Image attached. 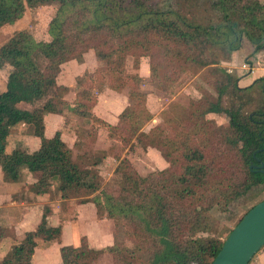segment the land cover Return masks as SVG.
Listing matches in <instances>:
<instances>
[{
  "label": "trees",
  "instance_id": "16d2710c",
  "mask_svg": "<svg viewBox=\"0 0 264 264\" xmlns=\"http://www.w3.org/2000/svg\"><path fill=\"white\" fill-rule=\"evenodd\" d=\"M46 4L57 6L48 25L49 41H36L22 30L0 46V69L11 68L5 91L0 92L4 181L18 183L26 170L36 180L29 188L33 194H46L57 182L60 198L88 196L81 202H91L98 219L113 221L112 245L94 250L83 237L78 247L60 248L61 264H96L102 254L109 255L112 264H211L241 220L221 241L203 236L214 228L213 215L229 213L250 198L252 189L264 190V173L251 168L264 164V80L246 88L231 77L209 81L208 89L198 84V99L177 113L164 112L165 127L143 131L152 114L146 108L142 78L126 73L125 67L129 60L138 70L140 59L148 58L150 81L163 90L182 73L198 74L218 64L217 52H237L244 40L253 46L250 57L262 63L264 4L261 0H0V29L20 20L26 8ZM89 51L102 66L95 74L84 72L76 79L79 90L69 104L64 100L69 89L56 83L60 67L71 61L82 64ZM93 79L100 89L106 83L117 93L126 89L128 99L115 125L94 119L124 147L135 140L143 148L157 150L168 164L143 177L127 159L117 156L115 172L120 180L114 194L100 188L98 175L73 157L59 132L44 136L47 114L68 111L83 119L91 117L96 99L88 82ZM21 103L31 110L19 108ZM209 115L223 122L218 124ZM20 123L31 127L40 145L32 153L20 148L6 153L10 131ZM60 236L61 228L48 227L44 214L37 228L25 233L0 264H31L37 240L48 245Z\"/></svg>",
  "mask_w": 264,
  "mask_h": 264
},
{
  "label": "rangeland",
  "instance_id": "374dc122",
  "mask_svg": "<svg viewBox=\"0 0 264 264\" xmlns=\"http://www.w3.org/2000/svg\"><path fill=\"white\" fill-rule=\"evenodd\" d=\"M264 4V0H261ZM57 6L55 4L41 5L33 9L26 8L23 17L13 25H6L0 29V46L6 43L14 33L18 31H27L36 41H49L48 25L53 19L56 13ZM223 54L224 58L227 57L230 60V52H217V56ZM84 66L77 68H70V72L63 69L60 70L56 83L59 86H65L69 89L68 94L64 97L69 104H73L75 101L77 88L76 79L81 77L84 72L95 74L96 70L102 66L94 55V52L90 51L84 56ZM225 60V59H224ZM221 61L220 64L223 63ZM249 58H246L248 63ZM75 62V61H72ZM75 64V63H72ZM219 64V65H220ZM43 63L41 62V66ZM80 66V65H79ZM81 68V69H80ZM83 72H82V71ZM11 68L4 66L0 69V92L6 88L7 76L10 73ZM63 71V72H62ZM125 72L128 74L138 73L142 78L141 89L146 94V108L152 114V119L148 122L143 131H148L156 125L165 127L162 121L163 114L168 113L171 110L180 111L182 108H186L190 100H196L200 97V93L197 91V85H201L208 89L207 83L213 71H205L203 69L198 74H192L185 72L178 77L176 81L168 85L163 90H158L153 87L150 81L149 59L141 58L138 70L132 68V62L128 60L125 67ZM93 81V82H92ZM88 82V85H92V95L96 99V104L89 112L91 117L83 119L78 115H73L70 112H64L62 114H47L44 117V136L51 138L56 132L60 133L61 140L65 145L72 150L73 157L79 160V163H85L87 167L93 170L97 175V180L100 188H104L111 194H114L118 190V182L120 180L119 174L115 172V169L119 163L116 160L117 156L120 159H127L137 173L140 176H147L150 173L161 171L168 167L166 161L161 157L160 153L151 148H143L140 143L133 140L131 147H124L117 137L110 135V131L105 124L96 121L94 118L105 122L109 125H115L118 120V115L128 105L127 90L117 93L109 89L108 84L103 88H99L95 79ZM228 103V99L226 101ZM41 103H38L40 106ZM239 106V104H238ZM24 110H31V106L27 104H20L18 106ZM207 118L214 119L218 124L223 122V119L209 115ZM8 138V150L12 148H20L28 153L34 150L38 138L32 136V129L30 126L20 123L13 127ZM26 136H31L33 139L29 140ZM34 142V143H33ZM32 153V152H31ZM98 162V163H95ZM94 165L92 166V164ZM57 182H54L49 190L55 189ZM51 192L54 196L57 192ZM249 199L240 201L231 207V213H215L213 215L215 224L210 234H204V237L216 238L221 241L224 240L228 231L232 229L235 224L241 219L244 213L254 204L261 201L264 198V190L261 188L252 189ZM51 196V195H50ZM86 196H80L82 199ZM88 197V196H87ZM47 210V207L44 209ZM87 218L89 217L90 210L85 211ZM71 214H69L70 218ZM73 217H71L72 220ZM112 234L114 233V223L112 220ZM73 225V223H70ZM40 246L42 243H39ZM112 262V260H111Z\"/></svg>",
  "mask_w": 264,
  "mask_h": 264
},
{
  "label": "crops",
  "instance_id": "0c3cea01",
  "mask_svg": "<svg viewBox=\"0 0 264 264\" xmlns=\"http://www.w3.org/2000/svg\"><path fill=\"white\" fill-rule=\"evenodd\" d=\"M252 53L253 46L244 40L237 52H230L229 61H227L228 54L226 58L222 56L223 54L220 56L218 54V64L203 68L208 72L213 71L208 81L226 80L231 77L236 80L238 87L246 88L258 79L264 80L263 63L251 58ZM246 58H249L248 63L245 61ZM261 59L263 62L264 56ZM222 60L224 61L220 64ZM77 65L78 67L84 66L83 63L78 64L71 61L63 64L61 70L66 68L65 70L70 72V68H77V72L79 70ZM26 138L33 139L31 136H26ZM7 143L5 151L10 153L14 148L8 150ZM35 143L36 146L34 150L29 151L30 153L36 151L40 145L36 140ZM35 181L29 172L23 170L22 178L18 183H7L4 181L0 169V261L11 253L13 246L24 237L25 233L37 228L44 214L47 226L60 227L61 236L59 241L51 242L48 245H43L42 240H37L31 264H61L60 248L63 246L78 247L83 237L86 238L88 246L94 250H101L113 244V229L110 219H98L94 205L91 202H81V200H87L88 197L62 199L58 193L54 196L51 194L55 189L50 193L35 195L29 190ZM45 207H47L46 211ZM87 210H90L91 213L88 218L85 212ZM69 214H71L70 218ZM71 217H73L72 220ZM96 264H112L111 257L102 254L98 257ZM249 264H264V247Z\"/></svg>",
  "mask_w": 264,
  "mask_h": 264
},
{
  "label": "water",
  "instance_id": "95a60500",
  "mask_svg": "<svg viewBox=\"0 0 264 264\" xmlns=\"http://www.w3.org/2000/svg\"><path fill=\"white\" fill-rule=\"evenodd\" d=\"M251 168L264 173V164ZM263 247L264 199L243 215L211 264H249Z\"/></svg>",
  "mask_w": 264,
  "mask_h": 264
},
{
  "label": "built area",
  "instance_id": "2783aa9c",
  "mask_svg": "<svg viewBox=\"0 0 264 264\" xmlns=\"http://www.w3.org/2000/svg\"><path fill=\"white\" fill-rule=\"evenodd\" d=\"M262 63H263L262 70H264V61ZM250 70L251 72L253 71L252 68Z\"/></svg>",
  "mask_w": 264,
  "mask_h": 264
}]
</instances>
